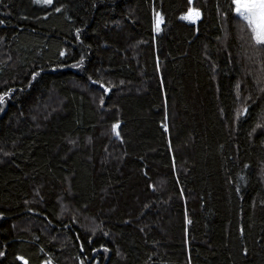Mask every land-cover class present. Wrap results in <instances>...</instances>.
Segmentation results:
<instances>
[{
    "label": "trees",
    "instance_id": "16d2710c",
    "mask_svg": "<svg viewBox=\"0 0 264 264\" xmlns=\"http://www.w3.org/2000/svg\"><path fill=\"white\" fill-rule=\"evenodd\" d=\"M262 50L231 0H0V264H264Z\"/></svg>",
    "mask_w": 264,
    "mask_h": 264
},
{
    "label": "snow or ice",
    "instance_id": "6c2138e0",
    "mask_svg": "<svg viewBox=\"0 0 264 264\" xmlns=\"http://www.w3.org/2000/svg\"><path fill=\"white\" fill-rule=\"evenodd\" d=\"M36 2L49 5L52 4L53 0H36ZM188 3L189 5H191L192 0H188ZM56 10L59 11V9ZM231 10L234 11L245 22L246 27L250 30L251 40L253 41L254 46H264V0H231ZM200 17L201 11L199 9L189 7L187 13L181 18L195 23ZM161 20L162 18L157 13L155 19V30L157 31L159 30ZM61 55H63V53H61ZM257 55H261V51H258ZM262 72H264V69H262ZM32 75L33 78H35L38 74L33 73ZM261 79L264 80V75H262ZM257 83H260V80H258ZM101 87L103 88L104 86L101 85ZM236 87L237 89H239L240 85L237 84ZM104 91H107V88H104ZM259 91L261 93H264V87H261ZM6 95L7 93L0 95V103L4 102ZM237 99H239V93L237 95ZM248 99H250V97ZM249 107L250 105L245 104L242 108L238 109L236 114L237 119L248 113ZM261 115L264 116V113H261ZM260 127H264V125L258 123L256 125V128ZM256 128H253V131H255ZM115 129L116 125H113V130L115 131ZM105 251H107V249H105ZM246 252L247 250H245V253ZM4 255L5 253L0 252V256ZM17 259L22 260L23 258L17 257ZM24 264H27V262L25 261ZM48 264H51V262H48Z\"/></svg>",
    "mask_w": 264,
    "mask_h": 264
},
{
    "label": "water",
    "instance_id": "95a60500",
    "mask_svg": "<svg viewBox=\"0 0 264 264\" xmlns=\"http://www.w3.org/2000/svg\"><path fill=\"white\" fill-rule=\"evenodd\" d=\"M160 28V25H159ZM120 125L116 126L115 132H116V138H119V130H120ZM118 133V134H117Z\"/></svg>",
    "mask_w": 264,
    "mask_h": 264
},
{
    "label": "rangeland",
    "instance_id": "374dc122",
    "mask_svg": "<svg viewBox=\"0 0 264 264\" xmlns=\"http://www.w3.org/2000/svg\"><path fill=\"white\" fill-rule=\"evenodd\" d=\"M193 1V0H192ZM186 22H189V23H191V24H195V23H197L198 21H199V19L195 22V23H192L191 21H189V20H186V19H184ZM260 47H263L264 48V46H260Z\"/></svg>",
    "mask_w": 264,
    "mask_h": 264
},
{
    "label": "bare ground",
    "instance_id": "6f19581e",
    "mask_svg": "<svg viewBox=\"0 0 264 264\" xmlns=\"http://www.w3.org/2000/svg\"><path fill=\"white\" fill-rule=\"evenodd\" d=\"M118 125H119V124H118ZM118 125H117V126H118ZM119 131H120V130H119ZM114 132H115V131H114ZM115 137H116V132H115Z\"/></svg>",
    "mask_w": 264,
    "mask_h": 264
}]
</instances>
